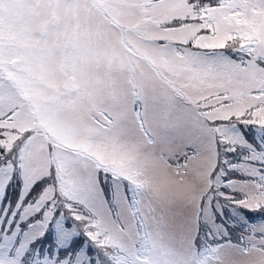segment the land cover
<instances>
[{"label":"snow or ice","instance_id":"snow-or-ice-1","mask_svg":"<svg viewBox=\"0 0 264 264\" xmlns=\"http://www.w3.org/2000/svg\"><path fill=\"white\" fill-rule=\"evenodd\" d=\"M0 264H264V0H0Z\"/></svg>","mask_w":264,"mask_h":264}]
</instances>
